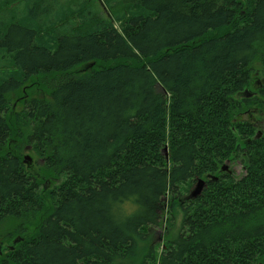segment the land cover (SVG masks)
<instances>
[{"label": "trees", "instance_id": "16d2710c", "mask_svg": "<svg viewBox=\"0 0 264 264\" xmlns=\"http://www.w3.org/2000/svg\"><path fill=\"white\" fill-rule=\"evenodd\" d=\"M70 1L0 0V264H264V0Z\"/></svg>", "mask_w": 264, "mask_h": 264}, {"label": "rangeland", "instance_id": "374dc122", "mask_svg": "<svg viewBox=\"0 0 264 264\" xmlns=\"http://www.w3.org/2000/svg\"><path fill=\"white\" fill-rule=\"evenodd\" d=\"M16 1H19V0H16ZM20 1H21L20 5L15 7L14 9H12V11L9 12L5 16V19H6V17L15 16V15H17L19 13L24 12V13H28V16L26 17V19H28V22L30 21V14H29L30 13V5H29V1H31V0H20ZM72 2H75V0L70 1V3H72ZM41 15L49 16L46 13L45 14H41ZM51 15H52V13H51ZM40 17L42 18V16H40ZM2 22H3V15H2V13L0 11V31L2 30V27H3V23ZM83 67H84V65H81L79 68L82 69ZM254 77H255V79H254L255 81L256 80L260 81V79H261L259 74L255 75ZM25 85L28 88V89H26V93H22V94L17 93V94L13 95V102L12 103L16 104L15 107L17 108L18 111H21L26 105V102H21V100H20L21 96H22V99L27 100L28 97L30 99L32 97H39L40 94L44 95V93H40V91H38L37 89L32 88V85H31L30 81L26 82ZM26 86H24V89H25ZM241 116H242L243 119H247V120L253 122L254 124H256L259 127L262 125L261 119H263V118L261 117V115L257 111H255V108H251L250 110H248L246 113L242 114ZM23 154H24V163H25V165L27 167L29 166V168L31 170L37 171L38 170V163L36 162V156H35L33 150H31V148L28 147V142L25 143V148H24ZM28 155L30 156V158L29 159H25V156H28ZM230 168H231L230 171L234 174L235 177H240L245 172L243 167H242V163L239 160H237L236 162H231L230 163ZM177 223H178V221L176 219V228H177ZM3 227H4L3 231L5 229L6 230H10V231L12 230L11 223H6V224L3 225ZM159 230H161V229H159ZM0 232H1V230H0ZM1 244H2V247L0 245V250H1L0 253L1 252L4 253L5 250L7 249L8 245L12 244V241H9V240L6 239L5 242L1 243Z\"/></svg>", "mask_w": 264, "mask_h": 264}, {"label": "water", "instance_id": "95a60500", "mask_svg": "<svg viewBox=\"0 0 264 264\" xmlns=\"http://www.w3.org/2000/svg\"><path fill=\"white\" fill-rule=\"evenodd\" d=\"M165 156L168 159L169 157V153H168V147L165 148ZM30 156H25V159H29ZM222 171H230L229 169V165L228 163H225L222 167H221ZM207 186V181L205 178L202 177H197L196 181L194 182L193 186L191 187V189L189 190V194L187 195V198H197L198 196H200L203 192V190L205 189V187ZM22 240V238H15L14 239V243H17L18 241Z\"/></svg>", "mask_w": 264, "mask_h": 264}, {"label": "clouds", "instance_id": "9594fccd", "mask_svg": "<svg viewBox=\"0 0 264 264\" xmlns=\"http://www.w3.org/2000/svg\"><path fill=\"white\" fill-rule=\"evenodd\" d=\"M135 196H130L120 205L122 218L130 217L139 211V206L134 203Z\"/></svg>", "mask_w": 264, "mask_h": 264}, {"label": "flooded vegetation", "instance_id": "af4514ba", "mask_svg": "<svg viewBox=\"0 0 264 264\" xmlns=\"http://www.w3.org/2000/svg\"><path fill=\"white\" fill-rule=\"evenodd\" d=\"M263 84H264V82H261V81L256 80V83L254 84V87L251 88L255 92L254 93V96H257V94L259 93V91L262 88ZM250 94L251 93L247 91V93H245L244 97L247 98V97L250 96ZM255 111H257L261 115V117L264 114L263 112L260 111V107L259 108L258 107L255 108ZM261 121L263 122V119H261Z\"/></svg>", "mask_w": 264, "mask_h": 264}]
</instances>
